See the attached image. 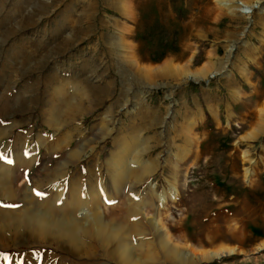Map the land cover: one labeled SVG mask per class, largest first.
Here are the masks:
<instances>
[{
    "label": "rangeland",
    "instance_id": "374dc122",
    "mask_svg": "<svg viewBox=\"0 0 264 264\" xmlns=\"http://www.w3.org/2000/svg\"><path fill=\"white\" fill-rule=\"evenodd\" d=\"M45 1L0 0V264H264V0L249 18L218 0H48L32 17ZM155 20V33L179 38L158 62L157 37L141 39ZM210 60L216 75L182 76ZM134 136L154 167L130 169L119 191L109 160ZM56 186L77 205L75 239L6 218ZM84 207L117 236L97 235ZM231 217L208 243L210 225ZM224 248L234 252L209 256Z\"/></svg>",
    "mask_w": 264,
    "mask_h": 264
},
{
    "label": "bare ground",
    "instance_id": "6f19581e",
    "mask_svg": "<svg viewBox=\"0 0 264 264\" xmlns=\"http://www.w3.org/2000/svg\"><path fill=\"white\" fill-rule=\"evenodd\" d=\"M259 1L260 0L253 1V2H245L241 0H218L220 5L228 9L230 13H232L233 15H241V16H244L245 18L251 17L250 15L253 14L252 12L254 8H256L259 5ZM55 2H58V0L54 1L52 5H54ZM50 6L51 4L48 2V0L45 2H39L32 17H35L39 14L41 16L42 14L45 13V11ZM21 23L22 25L24 24V22H21ZM232 47L234 48V46ZM220 69L221 68H218V65L216 62H214L213 60H210L209 62H207L205 65H203L200 69L196 71H192L190 69H184L181 71V74L184 78H186V80L195 79L198 81V80L205 78L206 76L216 75L220 71ZM103 91L104 90H102V92ZM105 92L106 91H104L103 93ZM101 132L104 133L105 129L102 128ZM254 136H255L254 134H251L249 138L252 139V137ZM117 147L119 146L117 145ZM143 150H144L143 144L140 140V137L134 136L133 141L131 143H123L120 149L118 148L116 151H114L111 154L109 165L111 167V177L116 184L117 190L120 191L124 189L128 181V178H129L128 172L130 171V169L139 167L142 173H149L153 169L154 167L153 165H150L149 163L141 160L140 154ZM184 150L191 151L192 149L189 147L188 148L186 147L182 151ZM193 152L196 154L195 151ZM248 155L249 154L246 152L244 157L247 158ZM3 169H4L3 167H1L0 169V180L8 183V180L5 179L6 177L4 178L5 174H3L4 173ZM60 171H61V168H57L56 170H54V173L52 175L59 176L61 174ZM248 173L249 172L247 171L246 174ZM96 181H97V185L93 189V192H92L93 196L99 195V192H100L99 190L101 189L100 186H101L102 181H98V180ZM73 182L79 183V180L75 178ZM56 189L59 191V194L56 197L53 195L54 199L48 197V198H45L44 200H41L37 195H35V193L27 194L25 197L26 199L23 200V202L19 203L18 205V207H20L19 214H16V215L8 214L6 215V218L8 220H11L10 222L12 223L13 222L18 223V224L28 223L32 227V231L37 230L42 235H57L61 237L64 236V237L75 239V237H77L76 236L77 232L79 231V222L72 219V217L67 212L71 208L75 209L77 205H73L62 199L63 187L56 186ZM175 190L177 192V189ZM7 192L8 193L13 192V189L8 187ZM144 206H145L144 203L141 201L137 203H131L129 210H131V212L134 211L137 213V211H141L144 208ZM81 210H82L81 211L82 219L89 220V222L92 225V228L95 230L97 235H99L100 237H104V238H110V237L117 236L119 232V228L105 226L100 215H98L95 211H92V209H89L88 207H84ZM237 220L239 219H235L231 217V218H226L223 221L224 222L223 225H217V224L212 225L210 223L212 226L210 225L211 228L209 227V231H208V235H209L207 239L208 243L216 242L218 238L221 235H223V232L221 233V231L223 229H226L227 231H229L230 230L229 227L231 226V224ZM210 221L212 220L210 219ZM153 222L157 230L161 231L163 229L161 225L157 224L159 223L158 220H153ZM221 222L222 221H220V223ZM171 226L173 227V225ZM163 233L165 235L164 238L168 239L169 230L166 228V231L164 230ZM239 233L240 231L235 232L236 237ZM120 249L123 252L122 254H124L125 257H128L131 255V248L127 246L125 242L121 243ZM233 252H234V249L224 248V249H219V250L210 252L209 256L217 257V256H221L224 254H230ZM169 254L176 257V256H179V251L175 250V252L173 251L171 253V250H170ZM185 254L190 255L191 251H188ZM195 257H197V255H193V258Z\"/></svg>",
    "mask_w": 264,
    "mask_h": 264
},
{
    "label": "trees",
    "instance_id": "16d2710c",
    "mask_svg": "<svg viewBox=\"0 0 264 264\" xmlns=\"http://www.w3.org/2000/svg\"><path fill=\"white\" fill-rule=\"evenodd\" d=\"M161 24L155 20L154 24L141 35V39L147 41H153L157 37L156 42V53L151 57V60L154 62L160 61L168 52H175L178 50V34L173 32L170 36L168 34L161 35L155 33V31L160 30ZM162 28V27H161ZM209 115H207V118Z\"/></svg>",
    "mask_w": 264,
    "mask_h": 264
}]
</instances>
